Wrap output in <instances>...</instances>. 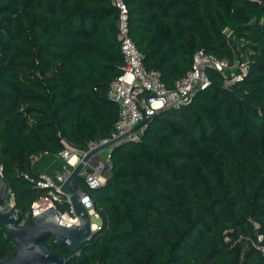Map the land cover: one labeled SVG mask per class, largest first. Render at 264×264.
<instances>
[{
	"label": "trees",
	"instance_id": "trees-1",
	"mask_svg": "<svg viewBox=\"0 0 264 264\" xmlns=\"http://www.w3.org/2000/svg\"><path fill=\"white\" fill-rule=\"evenodd\" d=\"M124 1L129 35L166 86L199 48L232 62L233 37L248 69L230 84L210 70L191 105L111 147L103 184L86 190L108 228L75 252L47 246L65 264H264L253 245L264 244V0ZM117 18L109 0H0V167L20 218L42 193L22 175L36 174L30 155L85 150L114 128ZM14 249L0 225V258Z\"/></svg>",
	"mask_w": 264,
	"mask_h": 264
},
{
	"label": "built area",
	"instance_id": "built-area-1",
	"mask_svg": "<svg viewBox=\"0 0 264 264\" xmlns=\"http://www.w3.org/2000/svg\"><path fill=\"white\" fill-rule=\"evenodd\" d=\"M109 2L117 10V40L122 56V72L109 83L106 91L108 99L118 105V117L114 128L110 136L90 140L85 150L65 146L56 153L51 154L45 150L38 154L30 155L32 162L44 156H49L59 160L60 165L50 173L22 174L23 178L33 188L42 191L37 198L32 200L29 211L22 217L25 219V223L32 216L50 207H55L61 216V223L65 225L78 224V218L73 213L71 202L60 193L61 184L65 182L72 168L81 161L89 150L129 132L143 118L151 117L161 109L172 108L179 110L182 107L191 105L198 93L209 85L210 79L208 72L210 70L219 72L225 84L242 79L247 72L245 61L233 65L234 68L230 69L229 64H233V61L229 62L226 58H220L211 52L205 51L203 48H199L192 54L190 69L183 76L175 80L173 87L166 86L160 78V73L157 69L147 68L145 66L142 52L138 50L129 35L128 7L125 1L109 0ZM229 71H233L231 82L227 81ZM145 127L146 124L139 130L128 134L124 138V141H137L140 132ZM104 157V160H95L90 164V159L84 164L80 171V178L86 189L79 185L76 186L78 195L84 196L80 202L88 212L91 232L95 234L107 229L108 223L102 221V219L101 223H92V217H101L95 207L94 201L86 190L99 188L103 184L105 179V163L110 157L108 149H106ZM0 175L2 176L1 167ZM7 194L9 195V201L6 202L8 205L14 207L13 192L8 189ZM63 202H65V208H67L65 211L57 207V204H62ZM1 207L2 205H0ZM65 216L67 217L65 218ZM19 218L18 216V222ZM261 239L262 235L259 234L257 240L260 241ZM253 245L264 254V244L253 242Z\"/></svg>",
	"mask_w": 264,
	"mask_h": 264
},
{
	"label": "water",
	"instance_id": "water-1",
	"mask_svg": "<svg viewBox=\"0 0 264 264\" xmlns=\"http://www.w3.org/2000/svg\"><path fill=\"white\" fill-rule=\"evenodd\" d=\"M150 117L143 118L129 132L113 138L107 143L89 150L79 163L72 168L69 176L61 184V195L71 202L73 213L78 218V224L65 225L55 207H50L32 216L24 225L19 226L18 216L12 206L3 197L0 208V225L6 229L9 239L15 243L13 252L0 258V264H65L66 260L51 250L46 242L64 251L75 252L89 242L95 233L91 232L90 217L80 200L84 197L77 193L75 182L80 177V171L93 155L109 149L124 138L144 126Z\"/></svg>",
	"mask_w": 264,
	"mask_h": 264
},
{
	"label": "rangeland",
	"instance_id": "rangeland-1",
	"mask_svg": "<svg viewBox=\"0 0 264 264\" xmlns=\"http://www.w3.org/2000/svg\"><path fill=\"white\" fill-rule=\"evenodd\" d=\"M232 41H233V47H234V52H235V55H234V60H233V64H229L230 65V69H233V65L241 62V61H245L246 62V71L248 69V61H249V57H250V51L248 48H246V45H245V42L243 40H240V39H237L235 37L232 38ZM232 73L233 71H229V73L227 74L229 77L227 78V81L231 82L232 81ZM227 82V83H228ZM109 150V149H108ZM106 154V150L104 151H101L99 152L97 155H95L94 157L91 158L90 160V164L93 163L95 160H104V156ZM40 161V160H39ZM38 163V161H37ZM107 170H105L104 172V178L105 176L107 175ZM82 181V179L79 177L76 182L77 184H79L80 182ZM4 181L2 180V177L0 175V197H3L4 200L6 201H9V195L7 194L8 193V189L6 188V185L3 184ZM5 185V186H3ZM57 207L62 210V211H65L67 210V208H65L62 204H57ZM92 223H95V224H98V223H101V218H95V217H92ZM257 227L259 226V223L257 221H254L253 222ZM19 226H22L25 223V219L23 218H19V222L17 223ZM260 233H258L259 235ZM262 235V234H260ZM227 242L230 241V238L226 239Z\"/></svg>",
	"mask_w": 264,
	"mask_h": 264
},
{
	"label": "crops",
	"instance_id": "crops-1",
	"mask_svg": "<svg viewBox=\"0 0 264 264\" xmlns=\"http://www.w3.org/2000/svg\"><path fill=\"white\" fill-rule=\"evenodd\" d=\"M40 160V161H39ZM38 161V163H37ZM33 163L32 170L34 173H39V172H47L50 173L54 170H56L59 165L60 161L49 156H44L40 159H38ZM5 184V183H3ZM5 186V185H3Z\"/></svg>",
	"mask_w": 264,
	"mask_h": 264
},
{
	"label": "bare ground",
	"instance_id": "bare-ground-1",
	"mask_svg": "<svg viewBox=\"0 0 264 264\" xmlns=\"http://www.w3.org/2000/svg\"><path fill=\"white\" fill-rule=\"evenodd\" d=\"M67 216H65V218H66Z\"/></svg>",
	"mask_w": 264,
	"mask_h": 264
}]
</instances>
